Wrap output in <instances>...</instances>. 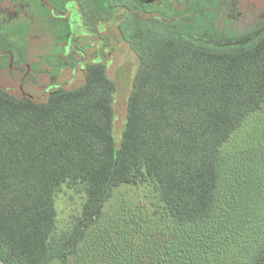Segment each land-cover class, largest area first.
Listing matches in <instances>:
<instances>
[{"label": "trees", "instance_id": "obj_1", "mask_svg": "<svg viewBox=\"0 0 264 264\" xmlns=\"http://www.w3.org/2000/svg\"><path fill=\"white\" fill-rule=\"evenodd\" d=\"M120 1L110 6V62L88 64L79 86L53 79L56 86L39 98L0 87V261L67 264L121 185H151L177 225L207 227L224 180L231 181L225 173L231 161L240 172L256 175L237 182L247 200L243 206L230 200L233 185L220 206L234 229L248 222L251 238L232 255L241 264H264V145L256 165L224 152L264 107V30L244 33L252 35L248 42L224 47L221 42L233 33L215 30L207 37L187 22L141 19L138 0H126L124 12ZM122 44L136 54L138 65L118 137L117 87L108 70ZM64 185L85 198L70 231L57 237L56 194ZM212 261L178 253L165 264Z\"/></svg>", "mask_w": 264, "mask_h": 264}, {"label": "rangeland", "instance_id": "obj_2", "mask_svg": "<svg viewBox=\"0 0 264 264\" xmlns=\"http://www.w3.org/2000/svg\"><path fill=\"white\" fill-rule=\"evenodd\" d=\"M222 18L223 12L219 11L215 5H211L192 12L187 23L191 30L204 34L203 36L212 37L214 35L212 32L217 26L219 27ZM241 32H233L241 36L233 41H222L220 45L235 47L248 42V39L245 40L247 37ZM116 49L121 52L113 54L108 72L117 87L114 107L115 132L119 137L126 120L127 99L132 88L138 58L128 45L122 44ZM52 80L42 79V91L45 90L46 84L48 87L45 92L56 86ZM56 81L65 84L68 88H73L79 86L83 79L61 78ZM261 144L264 145V107L260 113L252 115L245 122L224 147V152L230 157L240 154L242 158H239V163L249 161L250 164L253 162L256 165L259 162L255 157L260 153ZM230 163L231 161L225 173L227 172L226 178L231 181L229 185H225L224 180L219 207L207 227L190 229L177 225L151 185H121L106 202L101 218L88 230L78 253L70 256L67 264H165L166 259L178 253L203 256L204 260L213 259L209 264H241L238 262L239 258L232 253L235 250L241 253L242 243L248 242L251 238L247 229L248 222L244 219L239 222V227L234 229L235 223L231 220L232 217L229 219L226 215L221 216L220 206L224 203L229 190L232 189L231 185L235 190L230 200L239 201V204L243 206L247 200L243 203L244 198L241 196L244 193L239 192L240 185L237 182L242 177L249 179L256 175L254 176L251 172H240V169ZM84 198L83 192L67 185L57 192V237L70 231L74 218L81 212ZM262 205L264 204L261 203ZM233 217L236 218L235 213ZM259 222L264 228L263 219ZM208 234H210L209 237ZM215 239V242L211 241ZM0 264L3 263L0 261ZM53 264H59V262L55 261Z\"/></svg>", "mask_w": 264, "mask_h": 264}, {"label": "flooded vegetation", "instance_id": "obj_3", "mask_svg": "<svg viewBox=\"0 0 264 264\" xmlns=\"http://www.w3.org/2000/svg\"><path fill=\"white\" fill-rule=\"evenodd\" d=\"M111 2L0 0V87L22 98H39L42 79H80L88 64H109ZM118 3L126 11V0ZM134 5L141 19L172 23L187 22L192 12L215 5L223 12L217 31L264 30V0H138ZM243 36L250 40L252 35ZM234 39L232 34L223 41Z\"/></svg>", "mask_w": 264, "mask_h": 264}]
</instances>
